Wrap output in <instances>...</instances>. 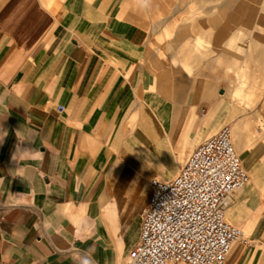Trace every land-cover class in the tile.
Instances as JSON below:
<instances>
[{"label":"crops","instance_id":"obj_1","mask_svg":"<svg viewBox=\"0 0 264 264\" xmlns=\"http://www.w3.org/2000/svg\"><path fill=\"white\" fill-rule=\"evenodd\" d=\"M118 4L0 0V264H122L151 181L225 126L249 173L225 216L246 240L225 264H264V136L246 115L264 85L245 67L232 91L176 74Z\"/></svg>","mask_w":264,"mask_h":264},{"label":"built area","instance_id":"obj_2","mask_svg":"<svg viewBox=\"0 0 264 264\" xmlns=\"http://www.w3.org/2000/svg\"><path fill=\"white\" fill-rule=\"evenodd\" d=\"M249 181L225 126L199 144L170 180L151 181L141 235L122 264H225L246 240L226 222V210Z\"/></svg>","mask_w":264,"mask_h":264},{"label":"rangeland","instance_id":"obj_3","mask_svg":"<svg viewBox=\"0 0 264 264\" xmlns=\"http://www.w3.org/2000/svg\"><path fill=\"white\" fill-rule=\"evenodd\" d=\"M246 1L244 6L223 0L197 6L191 0H119L118 9L121 19L127 13L136 17L134 22L168 54L176 74H186L191 81L215 80L232 91L248 84L234 74L243 67L264 85V0ZM251 37L260 44L252 54ZM247 60L252 63L246 65ZM260 96L246 113L254 141L264 136V92Z\"/></svg>","mask_w":264,"mask_h":264},{"label":"bare ground","instance_id":"obj_4","mask_svg":"<svg viewBox=\"0 0 264 264\" xmlns=\"http://www.w3.org/2000/svg\"><path fill=\"white\" fill-rule=\"evenodd\" d=\"M232 134H233V132H232Z\"/></svg>","mask_w":264,"mask_h":264}]
</instances>
